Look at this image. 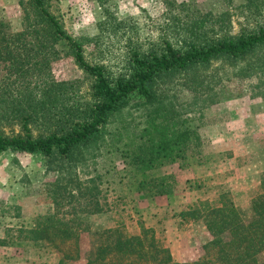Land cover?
<instances>
[{
    "label": "rangeland",
    "instance_id": "rangeland-1",
    "mask_svg": "<svg viewBox=\"0 0 264 264\" xmlns=\"http://www.w3.org/2000/svg\"><path fill=\"white\" fill-rule=\"evenodd\" d=\"M46 6L67 34L83 44L87 62L113 74L123 68L132 48L173 40L192 22L196 33L208 35L226 30L236 35L264 26V0H46ZM21 17L20 0H0V23L8 32L21 31ZM38 52L24 69L27 80L37 81L33 75H38L69 83V103L73 100L77 107L91 99V81L65 47L47 42ZM207 70V77L217 79L211 99L203 102L199 90L195 100L188 88L173 93L174 109L189 119L186 126L197 130L201 147L200 153H188L186 162L166 163L154 172L174 177L167 195L148 198L136 191L134 175L119 151L138 141L135 136L146 127L137 96L108 126L100 148L76 154L66 169H58L57 161L47 166L40 153H3L0 264H85L108 231L154 239L179 264L211 259V251L202 248L212 238L203 218L179 214L192 205L200 213L207 205H221L224 193L246 214L253 199L264 202V75L245 77L219 66ZM10 73L0 66L1 85L19 89L16 74L24 72ZM39 124H31L34 136L44 132ZM18 132L17 126L4 129L6 135ZM49 226L50 239H34L33 231ZM258 259L264 264V251Z\"/></svg>",
    "mask_w": 264,
    "mask_h": 264
},
{
    "label": "trees",
    "instance_id": "trees-1",
    "mask_svg": "<svg viewBox=\"0 0 264 264\" xmlns=\"http://www.w3.org/2000/svg\"><path fill=\"white\" fill-rule=\"evenodd\" d=\"M20 6V32L10 33L0 23V66L10 75L11 71L24 72L22 76L16 74L21 81L19 89L0 83V156L7 151L40 153L47 166L57 161L58 169H66L65 163L76 161V154L95 146L100 148L108 126L130 98L137 96L145 108L141 116L147 119L146 127L135 136L138 141L124 144L128 147L119 151L125 154V162L134 175L136 191L144 197L167 195L172 189L174 177L155 171L166 163L186 162L188 153H200L197 130L186 126L189 119H183L174 109L173 93L178 88H188L193 90L195 100H199V90L205 95L203 102L211 99L217 79L215 75L207 77L205 70L212 66L233 69L245 77L264 75V26L236 35L227 30L208 35L206 31L196 33L192 22L173 40L163 39L147 49L132 48L123 68L113 74L102 65L87 62L83 44L68 35L49 13L46 0H20ZM47 42L65 47L90 79L91 99L85 104L77 107L73 100L69 103V83H54L38 75H33L37 81L27 80L29 75L24 69L30 66V57H38V49L45 48ZM260 52L261 57L249 63ZM39 121L44 132L34 136L31 124ZM14 126L19 128L17 134L4 133L6 127ZM260 186H264V179ZM226 196H219L221 205H207L201 213L192 205L179 215L203 218L212 236L202 247L211 251V259L205 264H260L258 257L264 251V202L253 199L246 214ZM50 228L33 231L34 239H50ZM118 232L108 231L109 237L102 238L85 264H179L154 239L148 241L144 235L125 237ZM203 260L186 264H202ZM60 264H67L66 260Z\"/></svg>",
    "mask_w": 264,
    "mask_h": 264
}]
</instances>
